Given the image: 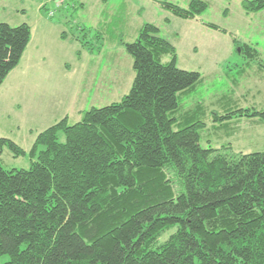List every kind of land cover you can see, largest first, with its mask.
Masks as SVG:
<instances>
[{"label":"trees","instance_id":"trees-1","mask_svg":"<svg viewBox=\"0 0 264 264\" xmlns=\"http://www.w3.org/2000/svg\"><path fill=\"white\" fill-rule=\"evenodd\" d=\"M164 7L194 21L209 5ZM243 9L262 12L264 0ZM159 32L146 24L127 45L136 77L121 102L41 133L29 170L8 171L0 161V264H264V152L229 156L201 147L199 125L174 130L179 95L201 75L178 68ZM30 42L28 24L0 22V86ZM248 117L264 121V112ZM6 148L26 155L0 138V154Z\"/></svg>","mask_w":264,"mask_h":264},{"label":"rangeland","instance_id":"rangeland-1","mask_svg":"<svg viewBox=\"0 0 264 264\" xmlns=\"http://www.w3.org/2000/svg\"><path fill=\"white\" fill-rule=\"evenodd\" d=\"M40 1L9 0L0 11V22L31 27L26 51L33 54L32 60L23 56L0 86V138L26 152L16 156L6 148L0 154L6 170H29L36 161L31 150L47 129L65 119L75 125L91 109L129 95L136 73L127 45L146 24L175 47L179 69L201 75L179 95L174 130L199 125L201 147L229 156L264 152V121L248 117L264 112V11L246 13V0H201L208 10L190 21L164 4L186 10L193 0H45L48 6L41 8ZM234 39L257 48L260 57L242 53Z\"/></svg>","mask_w":264,"mask_h":264},{"label":"crops","instance_id":"crops-1","mask_svg":"<svg viewBox=\"0 0 264 264\" xmlns=\"http://www.w3.org/2000/svg\"><path fill=\"white\" fill-rule=\"evenodd\" d=\"M22 2H23V4H24V0H22ZM9 3V0H0V11H1V8H3L5 5H7ZM59 5V4H58ZM46 6H48V3H47V1H45V0H41L40 2H39V7L41 8V7H46ZM61 7H59V9H60ZM57 10V9H56ZM26 12V10H23L22 11V13H25ZM240 44H242L241 42H240ZM242 45H245V44H242ZM33 52V51H32ZM28 55H30V57H31V60H32V58H33V54L32 53H30V52H28V51H26V53L24 54V57H26V56H28ZM23 57V58H24ZM24 61H27V60H24ZM28 62V61H27ZM31 62V61H30ZM23 63V62H22ZM21 63V64H22Z\"/></svg>","mask_w":264,"mask_h":264}]
</instances>
